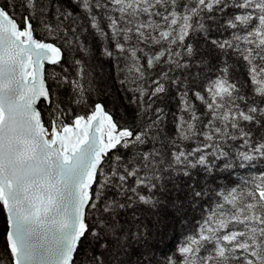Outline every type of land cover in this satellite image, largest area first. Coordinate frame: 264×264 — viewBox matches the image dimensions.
Listing matches in <instances>:
<instances>
[{"label":"snow or ice","instance_id":"snow-or-ice-1","mask_svg":"<svg viewBox=\"0 0 264 264\" xmlns=\"http://www.w3.org/2000/svg\"><path fill=\"white\" fill-rule=\"evenodd\" d=\"M0 264H264V0H0Z\"/></svg>","mask_w":264,"mask_h":264}]
</instances>
